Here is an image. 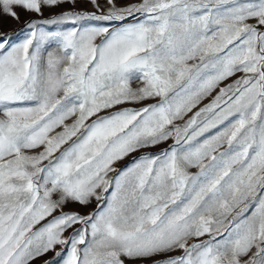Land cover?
I'll return each instance as SVG.
<instances>
[{
    "label": "snow or ice",
    "instance_id": "6c2138e0",
    "mask_svg": "<svg viewBox=\"0 0 264 264\" xmlns=\"http://www.w3.org/2000/svg\"><path fill=\"white\" fill-rule=\"evenodd\" d=\"M76 2L0 0V264H264V0Z\"/></svg>",
    "mask_w": 264,
    "mask_h": 264
},
{
    "label": "rangeland",
    "instance_id": "374dc122",
    "mask_svg": "<svg viewBox=\"0 0 264 264\" xmlns=\"http://www.w3.org/2000/svg\"><path fill=\"white\" fill-rule=\"evenodd\" d=\"M97 3L99 7L94 6L89 0H82L79 4H75L76 10H81V11H87V12H95L96 14L100 13H106L110 7L108 0H97ZM113 3L115 4L116 7L118 8H124L127 7L131 4L139 3V0H113ZM71 7L70 4H68V7H64L62 10H68ZM47 14V15H46ZM50 11L44 12L45 16L50 15ZM5 18V17H4ZM3 16H0V32H8V33H15L19 34V31L24 27L25 21L29 18L28 14L22 13L21 14V20L16 21L14 19L9 20V24L4 25L3 22ZM7 22V21H6ZM54 50L53 48L49 49ZM240 74H237L239 76ZM236 77L230 78L228 81L225 83H231L232 79H235ZM134 87L136 86L135 84L133 85ZM223 86V85H222ZM151 102V101H149ZM208 101L206 100L205 103ZM129 107H139V105H128ZM171 143V141H169ZM166 145H161L158 148L152 149L151 151H159L160 148L165 147ZM138 155V154H133L132 156L126 157L123 161L117 162L115 165L117 168H120L122 166H126L129 164L133 156ZM95 208V201H93L91 204H89L87 207L81 206L79 204L75 203H69L64 207L65 212H80L81 214H87ZM74 227H78L74 226ZM72 229H68L65 233L64 236L68 237L71 235ZM57 252H62L64 256H66V252H64V246L62 245H57L54 250L49 251L48 253H45L43 256L37 257L34 261H32V264H46V262H56V264H63V260L61 257H57L56 253ZM145 264H151V261L145 262Z\"/></svg>",
    "mask_w": 264,
    "mask_h": 264
},
{
    "label": "crops",
    "instance_id": "0c3cea01",
    "mask_svg": "<svg viewBox=\"0 0 264 264\" xmlns=\"http://www.w3.org/2000/svg\"><path fill=\"white\" fill-rule=\"evenodd\" d=\"M81 1H82V0H77L76 4H79ZM64 7H68V3H65L62 7L57 8V9H54L53 11H54L55 13H59V12H61V11H65V10H62ZM48 11H49L48 9H45V12H48ZM50 13H51V12H50ZM51 14H52V13H51ZM46 15H47V14H46ZM3 18H4V17H3ZM9 20H11V18L5 17V18L3 19V22H4L3 26L9 24V23H8V22H10ZM6 21H7V22H6ZM105 23H106V22H105Z\"/></svg>",
    "mask_w": 264,
    "mask_h": 264
}]
</instances>
